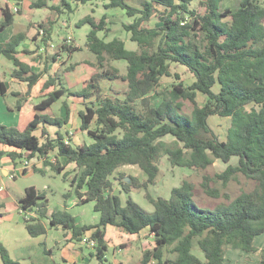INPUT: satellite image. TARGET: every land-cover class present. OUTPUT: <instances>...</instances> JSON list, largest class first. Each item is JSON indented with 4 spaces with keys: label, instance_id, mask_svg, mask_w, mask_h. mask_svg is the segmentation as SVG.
<instances>
[{
    "label": "trees",
    "instance_id": "trees-1",
    "mask_svg": "<svg viewBox=\"0 0 264 264\" xmlns=\"http://www.w3.org/2000/svg\"><path fill=\"white\" fill-rule=\"evenodd\" d=\"M23 1L17 0V4ZM75 1L88 4L98 0ZM103 1H108L106 9H120L134 19L123 28L131 34L138 50H128L120 39L107 42L99 36L110 30L106 16L83 18L77 26L91 27L86 47L96 56L92 67L98 71L80 91L71 92L60 75L48 73L47 66L36 73L17 57L26 38L24 33L14 34L0 44V55L15 66L10 77L28 86L25 94H14L17 110L47 76L43 100L36 110L46 111L68 95L83 99L80 129L92 143L71 145L60 131L52 137L48 126L61 129L68 117L39 113L24 130L0 123V144L11 149L8 156L12 160L22 159L25 154L29 159L37 158L45 167L63 174L65 180L70 173L64 172L61 159L76 165L73 190L65 198L73 194L79 205L94 203L100 222L78 225L68 211H58L52 214L50 224L71 230L76 238L93 231L91 239L97 245L92 255L102 264L107 261L108 226L131 235L148 229L154 236L155 247L144 251L137 264H227L228 250L258 252L256 239L264 235V0H238L235 9L224 6L228 0H201L197 5L194 0H143L140 6L131 5L133 0ZM62 2L71 10L66 0ZM31 8L61 11V7L49 6L47 0H38ZM17 14L21 10L15 13L11 5H4L1 28L14 25ZM153 18H157L159 27L145 25ZM41 28L42 42L48 47L51 27ZM62 50L71 57L80 49L64 44ZM114 61L127 63L125 74L111 65ZM173 65L186 67L195 82L188 85L179 74H173ZM74 66L67 71L74 70ZM164 77H174L176 82L165 87ZM118 80L127 85L123 94H102L103 81ZM0 90L6 93L1 77ZM153 94L160 99L157 106L152 103ZM214 116L231 118L226 141H221L210 126L209 119ZM40 127L42 133L37 135ZM166 137L173 140L165 141ZM165 158L174 167L202 174V179L183 180L169 198L153 196L150 186L158 183ZM233 158H238L237 166L230 164ZM216 161L228 167L211 174L209 169ZM125 166L138 167L146 180L130 176L125 181L123 174L114 177ZM34 172L45 174L44 169L35 168ZM239 176L254 186L233 198L227 189ZM113 179L120 182L122 192L128 196L125 204L116 194ZM142 193L154 207L153 212L131 197ZM19 205L24 213L39 215V219H24L29 234L44 235L42 219L48 206L45 194L29 187ZM0 257L4 264H19L2 243ZM257 264H264V250Z\"/></svg>",
    "mask_w": 264,
    "mask_h": 264
},
{
    "label": "rangeland",
    "instance_id": "rangeland-1",
    "mask_svg": "<svg viewBox=\"0 0 264 264\" xmlns=\"http://www.w3.org/2000/svg\"><path fill=\"white\" fill-rule=\"evenodd\" d=\"M38 0H27L22 3L19 7L21 8V14H17L16 23L13 26V35L17 33H22L26 31V35L35 34L44 35L43 29L39 27L40 24L46 26L47 28L51 27L52 30V39L50 41V47L46 48V51L43 52V59L34 60L32 59V65L39 69H44L41 63L49 62V72L61 76V79L65 86L71 92H77L82 90L85 82H88L92 75L98 71L97 68L92 67L96 63V56L90 52L87 47V35L91 30L90 25H84L78 27L79 21L85 18L88 15L101 19L106 16L108 18L106 30L99 34V36L105 39L107 42H110L114 39H120L125 44L128 50L136 51L138 50V45L135 42L131 41V34L127 32L124 28V24H129L133 22V18H130L126 15L125 11L120 9H106L105 5L108 1L98 0L93 3L88 4H78L75 0H66L67 3L71 5V10L68 6L64 5L62 0H47L49 6L52 7H61V11L52 10L51 8L43 9H31V4L36 3ZM143 0H133L130 1V4L133 6H140ZM201 0H194V4L197 5ZM17 0H11V5H16ZM4 6V0H0V6ZM224 6L231 8H237L238 0H228L225 2ZM1 19V16H0ZM148 27H159L160 23L157 18H153L150 22L145 24ZM1 26V25H0ZM0 29H2L0 27ZM68 40H71V43H67ZM68 44L73 45L74 47H79V51L75 52L71 57L62 50V45ZM33 46V45H32ZM26 57L25 55H22ZM54 57L56 60H54ZM40 62V63H39ZM93 62V63H92ZM112 66L118 67L121 70L122 74L126 73L127 63L125 61H114L110 62ZM75 65V69L72 71H67L71 66ZM172 73L179 74L181 78L186 82V84L191 85L195 82V77L193 74L186 68L180 65L172 66ZM176 82L174 77H164L162 80L163 86L167 87ZM104 90L103 95L105 96H119L127 90V85L124 81L118 80L115 83L103 84ZM217 90V89H216ZM13 99H11L12 101ZM18 100V98H17ZM43 98L40 97H30L26 100L23 108L18 111L16 105L13 110H16L17 115V124L21 127H26L33 119L36 114L43 113V115L56 116L58 118H66V108L71 111L69 125L71 130L75 131L77 125L79 126V113L85 110L83 106V101L78 100L77 97L65 96L60 101L55 103L47 111H37L35 110V105L40 103ZM153 105L157 106L160 103V99L156 94H153L152 98ZM94 101V100H91ZM199 101L203 104L204 98L200 94ZM211 128L220 138V140L225 141L227 139L228 130L231 126V118H222L219 116H214L209 121ZM59 130V127L50 126L49 131L54 135L55 132ZM82 134L84 142L92 143L90 137L79 131ZM37 134H41L39 131ZM172 137H166L164 140L171 141ZM238 158H233L230 164L237 166ZM2 157L0 156V207L4 204L8 206L9 203H12L14 200H19L22 196L25 195V190L29 187H35L39 193L45 194L49 201V209L53 212L58 211H69L70 214H76L77 219L81 221L91 222L94 217L93 207L80 206L77 207L74 211L71 210L72 201L65 198V195L71 190V180L74 178L76 171L71 170L72 174L68 180H65L63 175L56 173L55 171L48 168L45 174L35 173L34 171L29 172L26 176H21L16 181L11 180L9 177L4 176L2 171ZM228 167L227 164L222 161H216L214 165L209 169L211 174L220 173L226 170ZM72 169L68 166L67 170ZM161 176L159 177L158 183L155 186H150V192L155 197H165L169 198L173 188L181 185L182 181L185 179H190L192 181H200L202 179V174H195L191 170L174 167L170 161L165 158L163 165L161 166ZM119 173L127 176L126 179L129 180V177H136L139 180H145L146 175L138 167H124L119 170ZM119 178L120 175L115 176ZM125 181H128L126 180ZM114 180V179H113ZM116 185V194H120L123 203L128 199V196L122 192L120 182L114 180ZM253 183L246 180L244 177L239 176L237 180L231 182L227 191L234 197L238 196L242 190H251L253 188ZM131 197L133 200L141 205L145 210L149 212L154 211V207L145 199L144 194H132ZM0 212H2L0 210ZM80 212H83L80 215ZM5 227V223L1 224V229ZM255 245L258 249L256 253H245L238 250H228L227 252V264H257L261 260V254L264 250V235L256 239ZM108 260L106 264H114V261L121 260L125 264H130L131 259L126 254L116 255L113 245L108 246L107 251ZM135 261L138 260V257L142 256L141 253L135 252Z\"/></svg>",
    "mask_w": 264,
    "mask_h": 264
},
{
    "label": "crops",
    "instance_id": "crops-1",
    "mask_svg": "<svg viewBox=\"0 0 264 264\" xmlns=\"http://www.w3.org/2000/svg\"><path fill=\"white\" fill-rule=\"evenodd\" d=\"M24 1H27V0H24ZM22 3L20 5L19 4H16V5H19L20 7ZM32 5L33 4H31L30 8L32 7ZM2 7L3 6L1 5L0 6V16H1L0 25L2 21ZM107 21H108V18H107ZM15 23H16V18H15L14 25ZM14 25L8 27L5 30L0 29V44L7 42L13 36L12 28ZM41 26L42 24L39 25L40 28ZM25 32L26 31L22 33L26 35ZM42 37L43 35H38V37H36V33L33 35L30 34V36L28 35V37L26 35L25 40L22 42L19 48L20 54H18L17 56L22 62L28 64L31 67L32 71L36 73H40L44 69H39V68L34 67L32 65V59L34 60L43 59V52L46 51V48L50 47V46L47 47L43 44ZM23 51H28L29 54ZM22 55H25L26 57H23ZM29 57L32 59H29ZM41 65L43 66V68H44V65L47 66L48 73L51 75H55L54 73L49 72L50 66H49L48 61L46 63H41ZM14 69H15V66L13 62L7 59L6 57L0 55V77L6 87V93L4 95L1 93V90H0V123L7 125V126H18L20 129L24 130L28 125L24 128V127H21L19 124H17L18 123L17 118H16L17 113H16V110H13L15 105L17 104V97L14 96V94L15 93L25 94L28 90V86L26 83L19 82L15 80L14 78L10 77V74L12 73ZM47 79L48 77L44 76L38 82V84L33 87L31 95H30L31 98L32 97L42 98V89ZM115 82L103 81L102 88H104L103 84H110V83L112 84ZM30 97H28V99ZM11 99L13 100L11 101ZM80 99L81 98H78L79 101ZM81 100L84 102L83 106H85V101L83 99ZM86 102H89V101H86ZM65 108H66V113H67L66 118L68 117V119H70L71 111L68 108L67 104H65ZM62 119H65V118L62 117ZM80 126H81V121H79V126L77 125V127L75 128V131H73L71 130L72 128H70L69 120H68V123L65 124L61 129L59 128V130H57L54 135L49 131L50 126H48L47 129L51 133L52 137H56V133L60 131L65 136L66 142L74 146H79V145L87 143V142H84V140H82L83 136L79 132L81 131ZM39 131L42 133V127L39 128L36 134ZM83 133L87 134L86 132H83ZM37 135H41V134H37ZM10 152H11L10 148L4 147L0 144V156L2 157V163H3L2 171H3L4 176L9 177L12 169L16 168L19 165V163L23 161H28L29 164L33 167L31 170H28L27 174L31 171H34L35 168L44 169L46 173L48 168H50V167H45L43 161H40L37 158L29 159L26 154L22 159L12 160L8 156V153ZM1 153H4V154L1 155ZM61 162L66 167L64 172H69L70 176L72 174L71 170L73 171L77 170L76 165L73 163L67 164L66 159L62 158ZM68 166L72 167V169L67 170ZM125 167L136 168L135 166H125ZM119 170L115 173L114 177L117 175V173L118 175L122 174V173H119ZM27 174H24L21 176H26ZM21 176H18L16 179H18ZM16 179L13 181H16ZM23 197L24 196H22L21 198ZM21 198H19V200H14L12 203H9L8 206L4 204L0 207V210L2 211L0 212V226L1 224L5 223V227H3L0 231V243H2L7 248V250L10 253L11 258L14 261L18 262L19 264H102L97 259V257L92 255L94 254L95 250L83 241L84 239H91L93 231L86 233L81 238H76L73 235L71 230H67L63 228L62 226H57V227L51 226L50 220L54 212L49 209V201H48V206H47L46 217L42 219V223L46 227V233L38 237H32L29 234L26 228L25 222H24V219L26 218L25 216L26 213H24L21 210L20 205H19V201ZM70 199L72 201V204H71L72 206H67V207L68 208L71 207L72 211H74L77 207L80 208V206L84 207L87 205L93 207V210H94V203H87L84 205H79L78 200L73 194L69 198V200ZM82 213L83 212H80V215ZM30 215L36 219H39V215L36 212H33ZM72 216L75 217L78 225H97L100 222V215L97 212H95V210H94V217L92 218L91 222L81 221L77 219L76 214H73V213H72ZM105 240L108 243V246L110 245L114 246L116 255L124 256L126 254V256H128L129 258H132L130 264H137L142 258L144 251L151 250L155 247L154 236L150 233L148 229L142 231L138 235H131V234L125 233L124 231H122L121 229L117 227L108 226L106 228ZM135 252L142 254L140 258L138 257L137 261H135L134 259ZM106 259L108 260L107 254H106ZM0 264H4L1 257H0ZM114 264H125V263L124 261L116 259L114 261Z\"/></svg>",
    "mask_w": 264,
    "mask_h": 264
},
{
    "label": "built area",
    "instance_id": "built-area-1",
    "mask_svg": "<svg viewBox=\"0 0 264 264\" xmlns=\"http://www.w3.org/2000/svg\"><path fill=\"white\" fill-rule=\"evenodd\" d=\"M4 3H5V5H7V4L10 5L11 0H4ZM19 10H20L19 5L12 6L13 12L18 13ZM67 43H71V40L70 41L68 40ZM32 168L33 167L29 164L28 161L20 162L16 168L12 169L9 178L11 180H15L18 176L24 175L26 172H28V170H31ZM31 213H33V212H27L26 213V215H25L26 219H30L31 217H33L30 215ZM83 241L92 248H94L97 245L96 241H94L92 239H84Z\"/></svg>",
    "mask_w": 264,
    "mask_h": 264
}]
</instances>
